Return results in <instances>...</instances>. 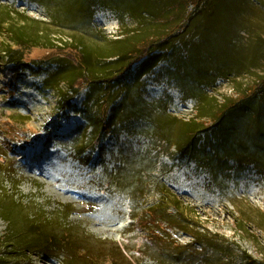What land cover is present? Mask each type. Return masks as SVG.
Here are the masks:
<instances>
[{"label":"rangeland","instance_id":"374dc122","mask_svg":"<svg viewBox=\"0 0 264 264\" xmlns=\"http://www.w3.org/2000/svg\"><path fill=\"white\" fill-rule=\"evenodd\" d=\"M208 1L0 0V264H264V0Z\"/></svg>","mask_w":264,"mask_h":264},{"label":"trees","instance_id":"16d2710c","mask_svg":"<svg viewBox=\"0 0 264 264\" xmlns=\"http://www.w3.org/2000/svg\"><path fill=\"white\" fill-rule=\"evenodd\" d=\"M185 2H187V5H186V8L188 7H191V10H196V8H198L204 1H207L209 3L208 0H184ZM122 7L124 6L123 3H119ZM191 13H186V16H189ZM189 19L191 18V16L188 17ZM186 26L185 23L182 24V26L180 25V28H178L177 30H174V32H172L171 34H169L167 37H164L163 39L160 38V37H156L155 39H152L150 40L147 44H146V47L142 48L140 53L138 55H136V57H132V58H129L128 60V63H127V66L126 68L124 69V71L122 72L121 76L124 74H127V72L130 71V69L135 65V64H139V65H147L148 61L149 60H152L155 53L159 52L160 50H162V46L164 44V42H167V40L169 39V37L171 35H173L174 33H178L180 31H182L183 27ZM12 43H14L16 46L18 47H21L22 44L17 41L16 39H11ZM0 57L2 58V60L5 61V64L6 65H10L11 66V69L13 71H17V72H24L28 69H31V68H38L35 64L33 63H28L27 65H25L22 61V59L17 55L18 52L13 50L11 51L10 48L8 47H5V48H1L0 49ZM124 61L122 59H119V60H114L113 63H111V65L113 67H119L120 63ZM66 71V70H65ZM64 70H61L59 72V74H62V73H65ZM55 75H50L49 77V81L50 82H53V79L55 78L54 77ZM116 81V78H113V79H108L107 80V83L110 84V83H113ZM76 91L75 90H72L71 91V96L66 98V100L64 101L65 102V106L62 108V109H68L69 108V103L71 102V100L76 96ZM248 96H251V97H256L257 95H261L264 97V79L263 80H260V81H257L254 86H252L250 88V92L247 94ZM114 103H110L109 106L113 105ZM232 107V106H231ZM108 110V108L106 109V111ZM106 114V113H105ZM103 114V116L101 117L102 119L100 120V122L98 121V124L100 127L102 126H106V128L108 129H111L112 127H114V125L112 123L109 122V117L107 116V114L105 115ZM188 128H191L193 129V126L190 125ZM187 147V146H186ZM185 147V148H186ZM183 148L180 150V152L183 154V155H186V153L188 152V148ZM86 153V149H83L79 152V155H83ZM177 210V212H181L180 209L177 207V204H174V206ZM157 211V209H156ZM195 232H187L186 233H190L192 238H193V241L195 243L196 246H200L202 247V239H201V233H200V228L198 226H195ZM218 240V239H217ZM216 239L215 240H212V242H216L217 241ZM15 245L19 246L20 243L22 242L23 244V241H22V238H19V239H16L15 240ZM35 245H41V242H36ZM46 245V244H44ZM252 264H255V262L252 261Z\"/></svg>","mask_w":264,"mask_h":264}]
</instances>
